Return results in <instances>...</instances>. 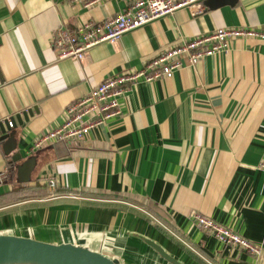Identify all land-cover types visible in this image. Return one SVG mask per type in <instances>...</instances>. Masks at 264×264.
Listing matches in <instances>:
<instances>
[{
  "label": "crops",
  "instance_id": "1",
  "mask_svg": "<svg viewBox=\"0 0 264 264\" xmlns=\"http://www.w3.org/2000/svg\"><path fill=\"white\" fill-rule=\"evenodd\" d=\"M85 1L0 0V235L85 247L118 264H172L148 242L178 264H264V36L233 39L170 79L137 82L119 117L80 141L30 151L64 122L68 104L165 48L220 28L264 34V0H212L197 16L178 10L82 61L60 60L57 28L99 23L131 0ZM12 118L15 129L2 132ZM195 213L260 255L205 234Z\"/></svg>",
  "mask_w": 264,
  "mask_h": 264
},
{
  "label": "built area",
  "instance_id": "2",
  "mask_svg": "<svg viewBox=\"0 0 264 264\" xmlns=\"http://www.w3.org/2000/svg\"><path fill=\"white\" fill-rule=\"evenodd\" d=\"M80 1V0H76ZM103 0H87L83 4L91 8ZM205 0H131L123 10L99 23L88 22L76 29L57 28L53 32L52 49L60 60L82 61L91 48L114 42L122 34L137 29L153 20L183 10L189 16H197L204 10ZM254 28H220L208 34L179 43L160 51L142 69L119 72L106 78L86 96L73 101L65 108V120L54 130L39 136L30 151L52 143H73L88 135L91 128L121 115L120 102L131 85L143 81L170 79L183 66L195 65L207 57L226 52L229 41L236 38L263 37ZM8 127H12L7 121ZM264 169V163L261 164ZM53 187L54 181L48 182ZM191 220L202 232L225 245L238 247L253 256H259L260 248L236 233L231 227L222 226L198 213Z\"/></svg>",
  "mask_w": 264,
  "mask_h": 264
},
{
  "label": "water",
  "instance_id": "3",
  "mask_svg": "<svg viewBox=\"0 0 264 264\" xmlns=\"http://www.w3.org/2000/svg\"><path fill=\"white\" fill-rule=\"evenodd\" d=\"M212 0H205L210 3ZM211 7L210 5H208ZM36 109L32 108L22 114L15 116V120L21 123V119L27 121ZM13 127H8L6 123L2 132L15 129L14 118L10 120ZM11 137L4 134L1 140ZM12 160L17 161V156ZM165 260L172 264H178L173 258L164 252L158 245L148 242ZM118 264L115 259H110L102 254L93 252L85 247L74 246L72 244H50L33 240L30 238L15 237L11 235H0V264Z\"/></svg>",
  "mask_w": 264,
  "mask_h": 264
},
{
  "label": "bare ground",
  "instance_id": "4",
  "mask_svg": "<svg viewBox=\"0 0 264 264\" xmlns=\"http://www.w3.org/2000/svg\"><path fill=\"white\" fill-rule=\"evenodd\" d=\"M21 264H32V263H21Z\"/></svg>",
  "mask_w": 264,
  "mask_h": 264
}]
</instances>
